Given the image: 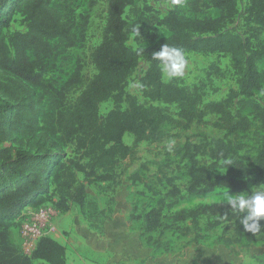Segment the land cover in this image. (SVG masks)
<instances>
[{"label": "trees", "instance_id": "obj_1", "mask_svg": "<svg viewBox=\"0 0 264 264\" xmlns=\"http://www.w3.org/2000/svg\"><path fill=\"white\" fill-rule=\"evenodd\" d=\"M140 1L107 0L103 39L91 55L97 72L76 102L68 104L70 91L84 83L81 60L60 88L45 81L46 66L61 49L86 41L89 13L81 15L79 23L74 13L65 17L52 0H0V264H68L67 248L51 237L41 239L31 256L14 243L13 230H19L23 211L51 201L62 214L76 204L83 216L93 221L98 206L94 203L93 211L87 210L91 203L87 187L119 186L123 162L135 158L140 144L162 142L166 125L190 131L195 124H209L207 118L213 115L217 117L213 124L224 131L221 137L202 142L187 137L173 150L187 161L189 197H207L219 190L235 195L264 185V105L252 100L263 88L259 63L264 60V45L255 46L251 38L228 30L239 15L238 0H190L194 16L174 9L163 18L145 4L133 26L166 27L169 35L133 49L128 44L132 26L127 13ZM94 6L91 2L90 7ZM210 11L219 15L208 16ZM202 14L205 16L200 17ZM16 15L26 21L27 32H6ZM247 22L254 25L252 37L264 31V0H249ZM164 44L185 55L230 56L237 90L225 100L205 104L199 88L165 82L151 55ZM142 59L149 63L140 79L143 103L128 91L129 80ZM110 101L115 107L102 115L101 106ZM162 105L175 106L178 112L174 115ZM248 109L250 115H245ZM251 134L257 137L254 156L245 141ZM126 135L134 137L132 146L125 143ZM171 167V161L158 167L159 182L167 193L156 207L143 215L136 214L135 207L131 215L132 221L143 222L142 237L148 246L164 248L161 239L153 235L170 230L184 237L192 235L191 243L200 244L207 239L203 219L208 220V232L223 228L217 242L228 248L234 243L247 241L251 245L264 240L259 234L245 233L223 202L181 210L166 224V211L185 198L179 178L168 173ZM131 180L143 181L138 174ZM149 190L156 193L152 187ZM180 223L188 226L182 228Z\"/></svg>", "mask_w": 264, "mask_h": 264}, {"label": "rangeland", "instance_id": "obj_2", "mask_svg": "<svg viewBox=\"0 0 264 264\" xmlns=\"http://www.w3.org/2000/svg\"><path fill=\"white\" fill-rule=\"evenodd\" d=\"M91 2L95 3L94 7H90ZM52 3L65 17H69L74 13L79 23L81 22V15L87 13L90 15L86 41L74 48L61 49L60 53L49 61L46 66L45 81L47 83L53 82L56 87L60 88L73 74L77 61L81 60L84 66V83L72 89L68 94L67 103L73 104L87 82L97 72L92 63L91 55L103 39V32L107 23V0H52ZM145 4L152 7L161 18L167 16L174 9H178L186 16H194L190 8V0H183L182 5L176 7L170 6V0H141L135 8L129 9L127 13L129 24L132 26L128 44L133 49L148 46L154 41L169 35L166 27L157 25L133 26L142 15ZM238 8L239 15L235 22L228 26V30L241 35L245 39L251 38L255 46L264 45V31L258 32L259 34L255 38L252 37L254 31L251 27L254 25L247 22L249 0H238ZM207 15L216 17L219 13L210 11ZM204 16L203 14L200 15V17ZM27 30L24 18L16 15L11 27L6 32L11 34L25 33ZM186 58L188 66L185 75L172 80L164 79L165 82H175L182 87L199 88L205 104L225 100L232 90H237V77L230 56L191 53L187 54ZM148 68L149 63L142 59L128 83L129 93L136 96L141 103L145 99L139 90L140 79ZM259 68L262 73L263 88L252 100L264 105V60L260 61ZM114 107L112 101L104 103L101 106V114L106 115ZM162 107L167 108L174 115L178 112L175 106L162 105ZM124 108H127V106L125 105ZM244 114L250 115V110H245ZM216 119V116L211 115L207 118L209 124H195L190 131L179 129L176 125L164 126L165 136L162 142L156 144L144 142L140 144L135 158L123 162L119 169L120 172H123L122 182L119 186L114 187L106 183L87 187L91 199L87 210L91 213L92 208H94L92 205L95 203L98 206V210L95 209L93 213L94 220L90 222L86 219L79 205L73 204L69 212L60 214L56 220L57 232L53 237L64 239V241H67V246L74 239L84 243L85 247L81 255L87 263H108L109 260L106 258L105 251L108 243L112 241L116 245L127 246L129 250L126 257L113 262L117 264H201L202 261L209 259L213 253H217L225 260L231 258L229 256L231 254L232 258L240 259L243 263H264V240L251 245L247 241L242 244L234 243L228 248L217 242V239L223 233V228L208 232L206 230L207 219L202 220L203 234L207 237L205 241L194 244L191 243L192 235L184 237L180 233L170 230L164 234L157 233L153 235L154 238L161 239L163 245H165L162 249L148 246L145 238L142 237L143 222L131 220L135 207L138 209L136 214L143 215L156 207L158 200L167 193L164 184L159 182L161 176L158 167L168 161H171L172 165L168 173L170 176L179 178L178 184L182 187L185 198L178 207L166 211V224H171L174 214L181 210L223 202L222 193L226 190H219L207 197H189L186 192L189 181L185 168L187 161H183L180 156L173 152L176 147L185 143L187 137H191L196 142L221 137L224 131L213 124ZM251 119L254 120L252 116ZM255 124L257 127L258 122L255 121ZM124 140L130 146L134 143L132 135H126ZM245 141L249 143L250 153L254 156L257 148V137L251 134ZM7 146L11 147L12 143H8ZM71 153L72 150H69V154ZM135 174L140 175L143 181L134 183L131 177ZM80 178L83 179V175H80ZM149 187H152L157 194L149 190ZM46 204L52 205V202L47 201ZM178 225L182 228L188 226V224L182 223ZM116 231L119 235L114 234ZM229 235H232V231ZM263 236L264 234H259V237ZM12 239L21 248L19 230H13ZM73 256L76 257L75 254Z\"/></svg>", "mask_w": 264, "mask_h": 264}, {"label": "clouds", "instance_id": "obj_3", "mask_svg": "<svg viewBox=\"0 0 264 264\" xmlns=\"http://www.w3.org/2000/svg\"><path fill=\"white\" fill-rule=\"evenodd\" d=\"M182 2L183 0H170V6H181ZM151 55L152 59L157 61L163 79L172 80L185 75L188 61L182 50L164 44ZM225 163L230 165L232 162ZM222 197L227 211L239 220L245 233L252 236L264 234V185L253 187L251 192L245 191L235 195L225 191Z\"/></svg>", "mask_w": 264, "mask_h": 264}, {"label": "built area", "instance_id": "obj_4", "mask_svg": "<svg viewBox=\"0 0 264 264\" xmlns=\"http://www.w3.org/2000/svg\"><path fill=\"white\" fill-rule=\"evenodd\" d=\"M60 212L52 205L38 208L27 207L19 219V241L22 252L31 256L38 243L45 237H53L57 232L56 220Z\"/></svg>", "mask_w": 264, "mask_h": 264}, {"label": "crops", "instance_id": "obj_5", "mask_svg": "<svg viewBox=\"0 0 264 264\" xmlns=\"http://www.w3.org/2000/svg\"><path fill=\"white\" fill-rule=\"evenodd\" d=\"M115 235H119V233H114ZM56 241L59 243L63 244L67 248V260L68 264H117L113 263L114 261L118 260L119 258H124L126 255L129 253V250L127 249V246L125 245H116L114 244V241L108 243V246L106 248V258L108 263H87L84 258L82 257V250L84 249V243H81L79 240L74 239L71 241L70 245L67 246V241H64V239L61 238H54ZM111 239V238H109ZM71 249V250H70ZM75 254V258L74 255ZM229 256L232 255L229 254ZM74 258V260H73ZM228 258V259H222L217 253H213L209 259L202 261L201 264H264V263H243L240 259L236 258ZM34 264H47L43 261H34ZM122 264H127V263H122ZM148 264V263H147Z\"/></svg>", "mask_w": 264, "mask_h": 264}]
</instances>
